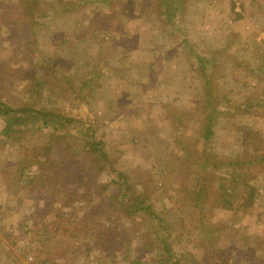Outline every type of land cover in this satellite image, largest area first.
Masks as SVG:
<instances>
[{"label": "rangeland", "instance_id": "obj_1", "mask_svg": "<svg viewBox=\"0 0 264 264\" xmlns=\"http://www.w3.org/2000/svg\"><path fill=\"white\" fill-rule=\"evenodd\" d=\"M0 99L75 119L58 134L77 155L83 132L100 141L108 156L92 185L113 192L121 172L148 195L172 263L264 264V0H0ZM25 118L9 135L0 116V264H160L150 224L146 241L111 236L109 249L67 214L42 231L59 211L32 193L37 166L5 169L57 132ZM91 202L94 223L129 224Z\"/></svg>", "mask_w": 264, "mask_h": 264}, {"label": "trees", "instance_id": "obj_2", "mask_svg": "<svg viewBox=\"0 0 264 264\" xmlns=\"http://www.w3.org/2000/svg\"><path fill=\"white\" fill-rule=\"evenodd\" d=\"M35 6H29L27 9L28 14L34 12ZM27 21V20H26ZM28 24L33 26L37 23L34 20H28ZM29 55L28 53H24ZM34 114L38 116L42 126L52 127L53 132H57L53 135L49 141L51 146L49 147H32L23 148L20 147V153L17 156L16 161L8 163V167L5 169L8 175L13 174V178H16L17 174L23 173L28 164L32 163V166H37L38 173L33 177V180L37 182L36 188H33L32 193H38L43 196L48 202L47 212L57 210L52 219L46 220L42 215L41 226L44 233L50 231L55 226L56 222L64 215L67 214L73 223L80 228V230L87 234L88 237L99 239V242L105 249L111 243V236L121 235L122 239L126 238L127 235L134 237L133 234L138 238L141 232L142 242L146 241L149 234V230H141L143 224H150L151 227L158 228L162 231V234L157 232L159 239V246L162 251V260L160 264H169L173 259L174 255L171 251V246L168 241L169 232L165 231L164 220L161 215L154 211L153 204L148 195L137 194L133 191L131 184L125 174L116 172V179L111 180V185L116 186L115 191L107 193L106 195L97 192L96 188L92 185L96 182L97 175L103 171V167L108 156L104 150L103 144L90 136L87 132L84 133V144L83 151L81 154H76L68 144V138L70 134L67 132L58 134L60 127L73 126L76 121L72 118H64L61 115L56 114L53 110L39 109L34 110L29 106L12 107L0 99V116L4 119L5 128L7 134L14 132L15 127L25 124V115ZM208 118V126L204 138L207 139L211 135V122L210 116ZM74 123V124H73ZM55 149L58 158L53 156L52 150ZM262 162H264V157ZM31 166V167H32ZM96 172V175L91 176L92 180L89 181L91 173ZM4 178L5 174H3ZM31 184V182H30ZM11 187L12 183L9 184ZM255 190L250 188L249 201L251 202L254 197ZM93 196V197H91ZM232 197L229 189L223 188V199L226 201ZM64 198L68 203H71L68 208L60 207L58 200ZM97 198L99 202L103 200L106 203L104 217L119 214L129 224L122 228H117L111 224H103L102 221H91L92 206L85 204L87 201H92ZM73 199L77 202L73 203ZM54 208V210H53ZM46 214V213H43ZM140 220V221H139ZM25 222V221H23ZM140 222V223H139ZM26 223V222H25ZM157 223V225H153ZM29 231L27 233L41 234L39 226L34 223V220H30ZM28 225V224H27ZM168 229V228H167ZM145 233V235H144ZM152 234V233H151ZM164 236V237H163ZM150 244V243H149ZM149 247V246H148ZM109 249V248H108ZM160 258V259H161ZM129 264H147L141 260H129ZM170 264H179L178 262Z\"/></svg>", "mask_w": 264, "mask_h": 264}]
</instances>
